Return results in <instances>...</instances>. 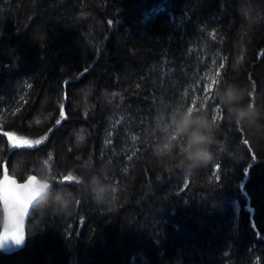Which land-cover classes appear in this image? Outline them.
<instances>
[{
  "label": "trees",
  "instance_id": "obj_1",
  "mask_svg": "<svg viewBox=\"0 0 264 264\" xmlns=\"http://www.w3.org/2000/svg\"><path fill=\"white\" fill-rule=\"evenodd\" d=\"M242 2L0 0V179L50 184L0 264H264V22ZM185 113L216 125L194 169Z\"/></svg>",
  "mask_w": 264,
  "mask_h": 264
},
{
  "label": "clouds",
  "instance_id": "obj_2",
  "mask_svg": "<svg viewBox=\"0 0 264 264\" xmlns=\"http://www.w3.org/2000/svg\"><path fill=\"white\" fill-rule=\"evenodd\" d=\"M237 12L244 22L245 26L255 27L257 24L264 22V0H243L238 4ZM89 84L85 85V88L81 93L80 103L87 105L88 99L93 94L94 89L91 91ZM228 96L231 100L235 101L236 94L234 91H229ZM112 97H106L108 102L112 101ZM172 122L176 125L177 131L188 134V144L190 150L186 153L185 167H192L193 169L199 166H204L207 162H210L209 158L211 152L209 148L214 139V132L216 129L215 122L207 121L204 119L193 118L192 115L185 113L181 118L176 119L172 117ZM196 127H193V126ZM77 142H81L85 139L83 131L74 133ZM168 147H171L169 144ZM18 161H13V170L16 173H21L17 168ZM104 187L99 185L97 191L91 192L90 195L94 198L98 204H104L110 200H113L116 195L115 186L108 188L105 191L100 189ZM47 189H45V194ZM71 207L66 209V213L70 214Z\"/></svg>",
  "mask_w": 264,
  "mask_h": 264
},
{
  "label": "snow or ice",
  "instance_id": "obj_3",
  "mask_svg": "<svg viewBox=\"0 0 264 264\" xmlns=\"http://www.w3.org/2000/svg\"><path fill=\"white\" fill-rule=\"evenodd\" d=\"M41 142V140H36L35 145H38ZM33 146L34 144L28 140H22L13 144V147ZM35 179V177H29L28 183L23 185H17L15 180L11 179L7 174H5L2 179H0V201H2L4 205L6 219L10 220L13 224L12 231H9L7 228H5L3 233L0 234V247H2L3 244L8 241H11L17 245L24 242L25 237L22 234L20 223L30 206V201L33 195L32 185ZM74 179L75 178L72 175L64 177V180L66 181H72ZM21 189L23 191H21Z\"/></svg>",
  "mask_w": 264,
  "mask_h": 264
},
{
  "label": "water",
  "instance_id": "obj_4",
  "mask_svg": "<svg viewBox=\"0 0 264 264\" xmlns=\"http://www.w3.org/2000/svg\"><path fill=\"white\" fill-rule=\"evenodd\" d=\"M5 174H7L11 179L15 180L17 185H23V184L28 183L29 177H35L36 178L33 185H32L33 195H32L31 201H30V206L27 209L26 214L23 216L21 223H20V228H21L22 234L25 237L24 242L22 244L17 245L11 241H8V242H5L2 247H0V249L5 253H13V252L18 251V250L25 247L26 242H27L26 225H27L28 218H29L32 210L34 209V207L48 195V192L50 189V184L48 181L40 179L37 175H34V174L28 176L25 180H18L16 177L10 175L7 172H5L3 174V176ZM3 176L1 177V179L3 178ZM45 189H47L46 194H45ZM21 191H23V190L21 189ZM0 203H1V206L3 209V223H2V228H1V232H0V234H2L3 231L5 230V228H7L9 231H12L13 230V224L11 223L10 220L6 219V212H5L4 205H3L2 201H0Z\"/></svg>",
  "mask_w": 264,
  "mask_h": 264
},
{
  "label": "rangeland",
  "instance_id": "obj_5",
  "mask_svg": "<svg viewBox=\"0 0 264 264\" xmlns=\"http://www.w3.org/2000/svg\"><path fill=\"white\" fill-rule=\"evenodd\" d=\"M215 66L212 67L210 70H207L205 72V81H206V84H207V89H210L211 88V83L213 82L214 80V77H215ZM206 89V91H207ZM179 134H182V132H177V135L174 137V138H178V135Z\"/></svg>",
  "mask_w": 264,
  "mask_h": 264
}]
</instances>
